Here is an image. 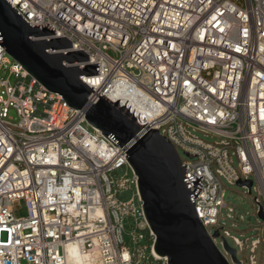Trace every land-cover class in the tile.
Returning <instances> with one entry per match:
<instances>
[{
    "label": "built area",
    "instance_id": "2783aa9c",
    "mask_svg": "<svg viewBox=\"0 0 264 264\" xmlns=\"http://www.w3.org/2000/svg\"><path fill=\"white\" fill-rule=\"evenodd\" d=\"M7 1L31 27L55 30L32 41L72 43L49 54L89 57L67 68L100 66L101 75L80 79L174 145L185 177L203 176L194 201L199 219L211 236L219 230L230 237L219 228L227 209L223 180L251 181V194L254 177L264 198V0ZM98 96L91 93L89 102ZM85 117L0 46V264H74L73 249L89 264H168L155 255L127 154ZM190 129L221 141L206 144ZM22 200L28 216L16 218L13 207ZM254 202L257 215L260 206L264 212L261 200ZM233 241L245 253L247 243ZM259 245L252 243L250 264H257Z\"/></svg>",
    "mask_w": 264,
    "mask_h": 264
},
{
    "label": "water",
    "instance_id": "95a60500",
    "mask_svg": "<svg viewBox=\"0 0 264 264\" xmlns=\"http://www.w3.org/2000/svg\"><path fill=\"white\" fill-rule=\"evenodd\" d=\"M55 35L49 25L31 27L9 4L0 0V46L30 77L48 92L59 94L67 105L81 110L91 127L99 130L115 147L122 148L136 175L143 213L156 236L155 253L168 264H241L237 250L216 230L211 236L199 219L194 201L204 184L189 181L181 157L158 130L140 126L126 107L118 108L100 97L80 78L100 74V66L67 68L64 63L89 61L83 52L51 55L48 50L73 49L66 38L32 41V37ZM91 93L100 99L93 105ZM252 182H240L248 187ZM194 187V192L190 188ZM258 216L264 220L263 207ZM221 239L222 248L215 240Z\"/></svg>",
    "mask_w": 264,
    "mask_h": 264
},
{
    "label": "rangeland",
    "instance_id": "374dc122",
    "mask_svg": "<svg viewBox=\"0 0 264 264\" xmlns=\"http://www.w3.org/2000/svg\"><path fill=\"white\" fill-rule=\"evenodd\" d=\"M108 54L115 58L116 54L113 51H109ZM8 77V74L5 75ZM10 82L12 85L15 84L16 78L10 77ZM10 117L17 120L16 113L11 110ZM190 133L197 138L198 140L206 143V144H216L221 141V138L210 134V133H202L193 129H190ZM182 159L184 161L187 158L181 153ZM233 167L235 170L239 171L238 160L233 157ZM126 170H122L119 172L120 175H123ZM130 174H132L130 172ZM254 181V186L252 189V193H249L248 189H244L239 187L238 185H229L223 180V189L225 190V203L227 204V209L222 212V215L219 220V228H224V231L228 232L230 237H227V241L229 245L238 250L237 258L239 261L244 262V264H250V259L253 257L251 253L252 243L256 240L260 239V245L257 247V250L254 254L255 260L257 264H264V236H261L257 231L261 227V223L259 222L261 219L257 215V205L254 202L255 198H259L264 205V198L260 194L259 185L257 180L252 177ZM133 193L129 191L127 193V198H131ZM229 209L233 210L231 214V218H228L227 214H229ZM13 211L16 218H25L28 216V209L25 201H19L15 203L13 207ZM131 229L127 227V231L125 233V241L127 245H130V233ZM222 231V233L224 232ZM233 238H238L242 242L247 243V249L245 253H241L239 248L235 245ZM221 239L217 240V245L222 248ZM147 256L150 257L149 251L146 253ZM22 264H28L23 261Z\"/></svg>",
    "mask_w": 264,
    "mask_h": 264
},
{
    "label": "bare ground",
    "instance_id": "6f19581e",
    "mask_svg": "<svg viewBox=\"0 0 264 264\" xmlns=\"http://www.w3.org/2000/svg\"><path fill=\"white\" fill-rule=\"evenodd\" d=\"M70 252H71L72 258L74 259L76 258L74 260V264H89L88 258L86 256H83L81 253H79V251L73 249ZM155 255L158 256L156 253Z\"/></svg>",
    "mask_w": 264,
    "mask_h": 264
}]
</instances>
